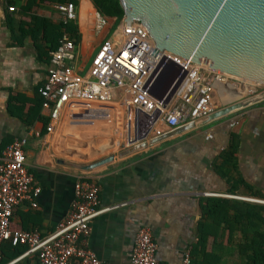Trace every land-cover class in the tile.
Here are the masks:
<instances>
[{"label": "crops", "instance_id": "0c3cea01", "mask_svg": "<svg viewBox=\"0 0 264 264\" xmlns=\"http://www.w3.org/2000/svg\"><path fill=\"white\" fill-rule=\"evenodd\" d=\"M25 2L11 11L8 0H0V156L14 140L27 139V164L42 191L37 207L29 201L15 207L12 229L53 233L70 215L77 181L89 177L100 187V208H112L94 219L88 239L100 264H128L142 227L151 229L160 263L184 264L186 253L200 240L205 198L264 200V102L256 101L253 84L243 83L239 91L218 84L214 111L196 120L186 114L175 128L160 118L143 144L130 142L135 111L120 102H70L52 120L39 88L60 41L57 6L62 3L40 4L37 17L46 20L34 23L35 16L21 10ZM75 4L74 23L81 35L77 58L83 68L94 46H101L112 31L95 34L93 0ZM23 27L35 29L34 34H24ZM174 94L169 108L185 105ZM232 143L237 144L236 168L223 160ZM235 181L241 184L238 195L230 193ZM238 245L239 240L231 245L227 239L222 244L212 240L209 257L197 264H246ZM3 246L12 258L5 256L2 264L28 249L9 241ZM14 264L40 261L31 253Z\"/></svg>", "mask_w": 264, "mask_h": 264}, {"label": "built area", "instance_id": "2783aa9c", "mask_svg": "<svg viewBox=\"0 0 264 264\" xmlns=\"http://www.w3.org/2000/svg\"><path fill=\"white\" fill-rule=\"evenodd\" d=\"M57 7L66 26L77 20L73 1ZM9 9L15 11L16 7ZM91 25L95 34H100L107 26V19L97 10ZM77 56V44L65 32L59 46L51 52L47 80L39 88L43 107L51 111L52 120H57L70 102L104 106L120 102L130 110L140 109L148 114L160 109L163 123L175 128L186 114L196 120L217 108L218 84L240 90L243 83H251L256 101L264 102V85L243 81L191 59L158 50L144 24L128 21L125 17L102 41L86 75L81 74L83 68ZM173 90L175 96L185 101L187 109L182 103L169 108ZM52 129L48 127L49 131ZM157 134L161 135L162 131L158 130ZM26 145L27 139H16L0 156V261L3 259L2 246L9 241L14 246H28L23 255L9 264L31 253L37 254L40 264H100L96 253L89 248L88 239L94 219L112 208H100V187L89 177L77 181L70 215L53 233L42 235L38 230L11 228L15 207L23 201L37 207L36 199L42 191L29 170ZM246 199L264 203V200ZM157 249L151 229L142 227L128 264H162L157 258ZM191 260L192 253L188 251L184 264H191Z\"/></svg>", "mask_w": 264, "mask_h": 264}, {"label": "water", "instance_id": "95a60500", "mask_svg": "<svg viewBox=\"0 0 264 264\" xmlns=\"http://www.w3.org/2000/svg\"><path fill=\"white\" fill-rule=\"evenodd\" d=\"M120 2L125 19L143 23L158 50L264 85V0ZM161 113L135 110L130 142L143 144Z\"/></svg>", "mask_w": 264, "mask_h": 264}, {"label": "trees", "instance_id": "16d2710c", "mask_svg": "<svg viewBox=\"0 0 264 264\" xmlns=\"http://www.w3.org/2000/svg\"><path fill=\"white\" fill-rule=\"evenodd\" d=\"M22 0H8L9 6H16ZM78 0H26L21 5V10L33 14L34 23L45 21L40 19L38 15V7L40 4L50 5L54 3H67ZM97 10L107 19L106 31H113L115 23L125 17L124 9L120 0H93ZM58 45L65 32H68L71 38L79 43L81 35L76 23L72 22L67 26L63 23L62 18L59 20ZM29 25V24H28ZM24 34H34L35 29H21ZM56 47V48H57ZM55 48V49H56ZM54 49V50H55ZM237 144L232 143L230 148L224 153L223 160L225 163H231L236 168ZM228 175L227 170L224 171ZM241 184L235 181L231 194L238 195V187ZM254 197H262L258 193L253 194ZM204 222L201 227L199 243L192 251V263L202 258L209 257L208 246L213 240L215 243L222 244L227 239L229 244L235 240H239V248L246 264H264V203L253 202L249 200L236 198L208 197L203 200ZM3 259L0 263H4V257L12 258L8 255L5 246H2ZM19 250L17 252L20 253ZM206 260V259H204ZM208 261V259H207Z\"/></svg>", "mask_w": 264, "mask_h": 264}, {"label": "rangeland", "instance_id": "374dc122", "mask_svg": "<svg viewBox=\"0 0 264 264\" xmlns=\"http://www.w3.org/2000/svg\"><path fill=\"white\" fill-rule=\"evenodd\" d=\"M122 23V20L117 21L115 23V29ZM112 34V32L110 33ZM100 46L99 45H95L94 49L91 51V54L88 56L87 60L85 62H83V71H81L82 75H86V73L88 72L89 68L91 67L92 63H93V59L96 56L97 52L99 51Z\"/></svg>", "mask_w": 264, "mask_h": 264}, {"label": "bare ground", "instance_id": "6f19581e", "mask_svg": "<svg viewBox=\"0 0 264 264\" xmlns=\"http://www.w3.org/2000/svg\"><path fill=\"white\" fill-rule=\"evenodd\" d=\"M232 90H234V91H239V90H235V89H233V88H231Z\"/></svg>", "mask_w": 264, "mask_h": 264}]
</instances>
